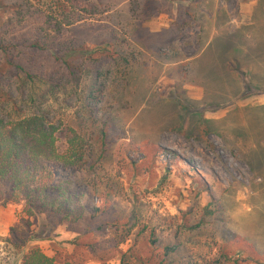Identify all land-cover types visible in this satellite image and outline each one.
Listing matches in <instances>:
<instances>
[{
    "label": "rangeland",
    "instance_id": "1",
    "mask_svg": "<svg viewBox=\"0 0 264 264\" xmlns=\"http://www.w3.org/2000/svg\"><path fill=\"white\" fill-rule=\"evenodd\" d=\"M11 1L0 0V30L16 28L9 39L33 28L2 6ZM104 2L107 13L82 12L86 22L51 41L70 50L75 75L49 49L22 64L42 78L35 98L60 152L74 129L95 158L98 131L107 132L92 168L44 161L82 218L29 216L23 197L0 202V264H20L31 246L55 264H121L122 254L156 264L163 245L178 247L171 264H264V60L254 61L263 53L243 28L226 25L240 13L236 1L221 3L229 14L217 0ZM98 43L107 49L93 52ZM17 74L0 69V89L19 103L29 81Z\"/></svg>",
    "mask_w": 264,
    "mask_h": 264
},
{
    "label": "trees",
    "instance_id": "2",
    "mask_svg": "<svg viewBox=\"0 0 264 264\" xmlns=\"http://www.w3.org/2000/svg\"><path fill=\"white\" fill-rule=\"evenodd\" d=\"M5 9L17 17L19 24L33 25L28 34H16L12 39L10 34L0 30V69L3 71L19 70L17 74L23 80H28V96L21 102L12 98L0 89V96L10 103L12 112L8 117L0 116V202L16 201L23 197L25 212L29 216L35 213H45L59 216L64 223H74L82 218V211L75 209L70 195L53 186L54 176L44 161H55L64 165L79 168H92L97 156L103 155L108 148L106 130L101 127L98 131V155L94 158L88 141L74 129H69L68 145L64 152L58 150L55 133L57 128L48 121V107L43 106L35 98L34 83H41L42 78L30 73L22 65L27 59L37 57V53L49 49L52 60L58 61L68 74L75 75L73 64L69 60L70 50L65 53L54 50L53 37L61 34L64 27L75 23L86 22L81 13L93 15L109 11L104 0H12L10 4L2 3ZM98 17V16H96ZM90 20L93 26L96 21ZM12 24V20L8 22ZM48 43V44H46ZM108 43H98L92 51L106 48ZM91 57L88 50L83 51ZM53 87V85H50ZM264 109V106L259 107ZM87 141V142H86ZM264 150V149H263ZM61 195L63 198L61 199ZM211 206V202L207 207ZM135 218V217H133ZM155 233L151 232L150 243L155 244ZM156 264H171L170 257L178 253L177 246L163 245ZM125 254H122L121 264H127ZM222 258L229 260L226 255ZM151 259V257H149ZM149 259L146 261L150 263ZM237 260H234L236 262ZM179 262V260H178ZM220 258L205 260L203 264H220ZM20 264H55L54 259L46 255L38 246H31L22 256Z\"/></svg>",
    "mask_w": 264,
    "mask_h": 264
},
{
    "label": "crops",
    "instance_id": "3",
    "mask_svg": "<svg viewBox=\"0 0 264 264\" xmlns=\"http://www.w3.org/2000/svg\"><path fill=\"white\" fill-rule=\"evenodd\" d=\"M231 0H217V7L222 8L221 3ZM240 8L236 17L229 15L226 25H234L243 28V38L250 44L251 49L263 53L261 57L255 55L254 61L264 60V0H234ZM229 14L231 10L222 8ZM247 47V48H248ZM257 64V63H256ZM263 67V66H262Z\"/></svg>",
    "mask_w": 264,
    "mask_h": 264
}]
</instances>
